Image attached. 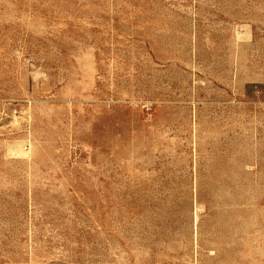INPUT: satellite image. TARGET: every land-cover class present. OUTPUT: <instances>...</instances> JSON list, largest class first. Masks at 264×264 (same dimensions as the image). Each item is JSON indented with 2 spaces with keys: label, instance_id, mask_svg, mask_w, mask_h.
I'll list each match as a JSON object with an SVG mask.
<instances>
[{
  "label": "rangeland",
  "instance_id": "1",
  "mask_svg": "<svg viewBox=\"0 0 264 264\" xmlns=\"http://www.w3.org/2000/svg\"><path fill=\"white\" fill-rule=\"evenodd\" d=\"M0 264H264V0H0Z\"/></svg>",
  "mask_w": 264,
  "mask_h": 264
}]
</instances>
